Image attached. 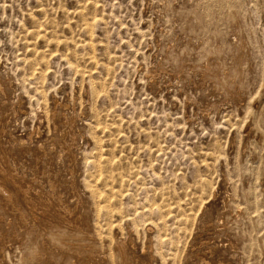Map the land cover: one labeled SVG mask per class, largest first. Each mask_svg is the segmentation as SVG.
<instances>
[{
  "label": "rangeland",
  "instance_id": "374dc122",
  "mask_svg": "<svg viewBox=\"0 0 264 264\" xmlns=\"http://www.w3.org/2000/svg\"><path fill=\"white\" fill-rule=\"evenodd\" d=\"M0 86V264H264V0H0Z\"/></svg>",
  "mask_w": 264,
  "mask_h": 264
},
{
  "label": "bare ground",
  "instance_id": "6f19581e",
  "mask_svg": "<svg viewBox=\"0 0 264 264\" xmlns=\"http://www.w3.org/2000/svg\"><path fill=\"white\" fill-rule=\"evenodd\" d=\"M1 87V86H0ZM64 107H67L66 105L64 106ZM66 115V114H65ZM67 123V122H66ZM68 127V126H67ZM69 128V127H68ZM66 145V144H65ZM39 148H40V150L44 153V154H46V156H48V153H45L44 152V148L40 145L39 146ZM64 148H66L65 146H64ZM66 150V149H65ZM70 150V149H69ZM65 153V152H64ZM64 155H63V150H61L60 152H59V158H62ZM9 160V159H8ZM10 161V160H9ZM4 171H2V173H3ZM14 176L13 177H16V176H18L19 175V172H18V169L16 168V169H14ZM18 174V175H17ZM3 176V175H2ZM7 176V175H6ZM12 178V177H11ZM1 181V180H0ZM14 181V180H13ZM15 182V181H14ZM19 183V182H18ZM6 184V183H5ZM15 184V183H14ZM23 184V183H22ZM18 186V185H17ZM16 186V187H17ZM22 186V185H21ZM24 187V186H23ZM25 189V188H24ZM21 191V190H20ZM23 193H25V192H23ZM53 194V193H52ZM0 196L4 199V201H6V202H9V201H12V199H13V196H12V193H10V191L5 187V186H3V185H0ZM50 196V195H49ZM63 198V197H62ZM61 198V199H62ZM54 199V198H53ZM31 200V199H30ZM57 200V199H56ZM41 201V200H40ZM9 205H12V204H9ZM68 206V205H67ZM17 213V212H16ZM59 213V216H60V221L61 222H64V221H66V215L68 214V209H67V207H64L63 208V210L62 211H60V212H58ZM187 216V215H186ZM187 218V217H186ZM21 219L22 220H24V217L23 216H21ZM25 221V220H24ZM118 227H119V225H117ZM113 227H115L114 225H113ZM163 239V238H162ZM167 239V241H168V238H166ZM165 239V240H166ZM158 242H159V240H158ZM168 243V242H167ZM166 243V244H167ZM169 243H171V241L169 242ZM162 244V243H161ZM164 244V243H163ZM172 244V243H171ZM174 244V243H173ZM4 247V246H3ZM2 248V247H1Z\"/></svg>",
  "mask_w": 264,
  "mask_h": 264
}]
</instances>
